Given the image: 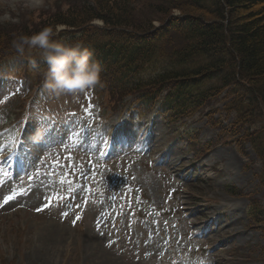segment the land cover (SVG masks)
<instances>
[{
    "label": "rangeland",
    "instance_id": "obj_1",
    "mask_svg": "<svg viewBox=\"0 0 264 264\" xmlns=\"http://www.w3.org/2000/svg\"><path fill=\"white\" fill-rule=\"evenodd\" d=\"M60 1L0 0V17L35 16ZM19 84L0 78V100L15 92L23 104L33 86ZM90 97L37 94L27 120L0 111V153L12 165H0V264H184L204 256L264 264V232L248 215L251 200L264 203V165L250 143L221 130L234 115L226 116L223 95L214 114L207 108L173 123L155 112L101 113ZM261 109L251 129L264 124ZM38 124L47 135L34 144Z\"/></svg>",
    "mask_w": 264,
    "mask_h": 264
},
{
    "label": "trees",
    "instance_id": "obj_2",
    "mask_svg": "<svg viewBox=\"0 0 264 264\" xmlns=\"http://www.w3.org/2000/svg\"><path fill=\"white\" fill-rule=\"evenodd\" d=\"M22 13L0 23V76L33 78L34 66L11 50V41L62 26L53 39L82 41L101 62L97 87L110 109L128 105L137 116L155 112L173 123L207 108L214 114L212 103L223 95L226 116L234 115L221 130L250 143L264 165V124L250 127L264 107V0H61L35 16ZM36 60L32 83L45 94L46 66ZM261 173L264 185V166ZM248 215L264 232V203L251 200Z\"/></svg>",
    "mask_w": 264,
    "mask_h": 264
},
{
    "label": "clouds",
    "instance_id": "obj_3",
    "mask_svg": "<svg viewBox=\"0 0 264 264\" xmlns=\"http://www.w3.org/2000/svg\"><path fill=\"white\" fill-rule=\"evenodd\" d=\"M7 19V16L0 17V21ZM57 35L58 30L53 27H44L31 35L21 34L11 41V50L26 58L37 70L40 66L36 58H39L46 66L42 72L44 87L57 97L77 96L102 85L100 74L103 66L93 59V51L82 41L69 43L53 39ZM46 135L47 128L38 124L29 140L39 144ZM184 264H213V261L208 256L194 257L186 258Z\"/></svg>",
    "mask_w": 264,
    "mask_h": 264
},
{
    "label": "snow or ice",
    "instance_id": "obj_4",
    "mask_svg": "<svg viewBox=\"0 0 264 264\" xmlns=\"http://www.w3.org/2000/svg\"><path fill=\"white\" fill-rule=\"evenodd\" d=\"M12 197H5V202L8 200V199H11Z\"/></svg>",
    "mask_w": 264,
    "mask_h": 264
},
{
    "label": "bare ground",
    "instance_id": "obj_5",
    "mask_svg": "<svg viewBox=\"0 0 264 264\" xmlns=\"http://www.w3.org/2000/svg\"><path fill=\"white\" fill-rule=\"evenodd\" d=\"M188 215H189V214H187V216L185 217V219H187ZM190 223H191V222H190ZM190 223H189V224H190ZM190 227H191V228H195V227H192L191 225H190Z\"/></svg>",
    "mask_w": 264,
    "mask_h": 264
}]
</instances>
